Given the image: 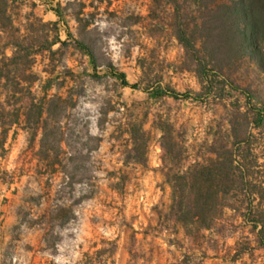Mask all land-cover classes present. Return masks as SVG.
Instances as JSON below:
<instances>
[{"label":"rangeland","instance_id":"rangeland-1","mask_svg":"<svg viewBox=\"0 0 264 264\" xmlns=\"http://www.w3.org/2000/svg\"><path fill=\"white\" fill-rule=\"evenodd\" d=\"M181 1L10 3L19 34L32 23L49 41L58 35L65 43H55L53 52L34 50L27 78H18L23 100L16 102L0 86L5 110L21 108L0 158V264H264V244L245 208H227L199 239L170 211L169 161L158 125L165 119L175 124L187 167L209 155V145L229 127L235 100L157 98L145 90L157 82L190 95L202 90L171 25ZM0 35L1 58V51L11 55L13 49L3 47L1 28ZM80 36L100 62L111 61L138 87L122 85L106 66L92 77L89 57L75 43ZM248 70L240 66L234 76L261 89ZM55 94L62 99L53 100ZM45 95L43 115L35 122L33 114L29 124L32 101L40 103ZM247 117L259 157L255 171L264 179V127H255L251 113ZM129 122H143L150 137L144 163L130 158Z\"/></svg>","mask_w":264,"mask_h":264},{"label":"trees","instance_id":"trees-1","mask_svg":"<svg viewBox=\"0 0 264 264\" xmlns=\"http://www.w3.org/2000/svg\"><path fill=\"white\" fill-rule=\"evenodd\" d=\"M17 1L0 0V28L6 38L3 47L13 49L11 55L1 51L0 86L11 92L16 102L23 100V87L18 78H27L26 69L31 66V56L37 52L34 50L41 46V49L52 51L55 43H65L58 35L49 41V35L42 29L34 30L32 23L27 33L19 34L9 11L10 3ZM54 10L63 17L60 8ZM175 11L171 25L189 67L200 78L202 90L190 95L159 82L145 90L157 98L168 96L214 103L235 100L231 101L229 127L224 126L223 135L209 145V155L187 167H183L185 145L179 139L175 124L165 119L158 125L160 143L169 161L171 214L187 234L199 239L203 231L216 226L227 208L239 211L245 208L253 226L258 229L259 242L264 244V179H259L255 171L259 157L254 135L249 133V122H246L251 113L255 127H264V0H182ZM75 43L89 57L92 77L99 76L96 73L99 66H106L122 85L138 87L137 83H130L126 73L118 71L111 61L100 62L84 37H78ZM240 66H246L254 74L261 89H253L251 82L245 85L238 82L234 73ZM47 98L45 95L40 103L32 101L30 111L26 113L29 124L33 114L35 122H39ZM52 98L60 100L62 96L55 94ZM242 99L244 105L240 103ZM34 107L38 108L35 113ZM20 111V107L6 111L0 104V158L6 152L5 144L12 125L20 120ZM127 133L130 158L144 163L150 144L144 123L129 122ZM61 142L57 144L58 150L63 149Z\"/></svg>","mask_w":264,"mask_h":264}]
</instances>
